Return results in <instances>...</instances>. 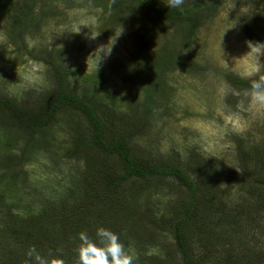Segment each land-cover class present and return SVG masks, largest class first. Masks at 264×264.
Here are the masks:
<instances>
[{"label":"rangeland","instance_id":"obj_1","mask_svg":"<svg viewBox=\"0 0 264 264\" xmlns=\"http://www.w3.org/2000/svg\"><path fill=\"white\" fill-rule=\"evenodd\" d=\"M123 1L35 0L40 20L32 28H28L29 17L21 20L22 33L14 13L0 14V94L32 106L55 84L50 68L31 54L53 53V59L70 73L71 85L97 99L102 113L110 105L117 116L146 119L147 128L133 141L139 158L173 164L196 154L212 168L227 172L242 166L239 148H245L248 173L264 179V105L253 103L246 91L233 88L226 79L229 74L246 80L264 75V44L242 34L247 24L264 41V0H206L212 10L193 36L187 26L165 22L138 56L137 30L144 12L136 1L121 5ZM157 1L167 4V0ZM189 1L184 0L182 6ZM16 2L21 5L23 0ZM147 97L153 105L150 117L144 105ZM5 123L11 124V119L0 122V138L12 143L9 148L0 147V226L12 228L11 217L23 221L45 215L54 224L64 225L60 233L66 236L34 243L30 235L20 236L19 242L4 235L8 240L0 239V256L9 263H23L29 247L35 246L42 256L51 252L66 264H76L72 253L76 254L79 242L70 237L81 227L72 223L73 211L68 207L77 200V205L86 204L104 185L99 174L90 186L83 184L86 169L73 148L83 119L75 113H60L51 126L33 137L12 124L7 129L10 124ZM97 157L111 172L121 174L116 157ZM5 172L8 176L2 179ZM262 188L251 176L237 184L214 180L200 196L205 198L212 190L211 194L221 197L215 206L223 214L250 208L252 223L241 218V224L225 227L232 238L242 231V252L264 249ZM185 199V192L174 181L152 179L121 189L114 205L122 215L114 223L109 217L105 224L99 223L105 216L99 207L80 211L92 224L89 236L94 237V228L110 229L135 250V264H180L164 226L177 219L174 203ZM139 225L144 227L137 233ZM218 242L226 243L225 239ZM221 252L211 260L215 262Z\"/></svg>","mask_w":264,"mask_h":264},{"label":"trees","instance_id":"obj_2","mask_svg":"<svg viewBox=\"0 0 264 264\" xmlns=\"http://www.w3.org/2000/svg\"><path fill=\"white\" fill-rule=\"evenodd\" d=\"M134 1L144 12V18L137 30L138 42L135 56L142 55L143 51L148 49L157 28L165 22L185 25L188 27V34L193 36L203 24L207 12L213 7L206 0H191L186 5L181 6L182 10L167 8L157 0H124L121 5ZM34 2L35 0H23V3L19 5L16 0H0V14L10 15L14 13L18 22V31L22 33L23 30H20L19 27L21 20L26 21L29 17L28 28L37 26L40 20V15L35 12ZM21 11L24 12L23 15ZM242 34L247 38L249 37L252 42L258 39L257 42L264 44V41L260 40L261 34L256 33L255 29L247 24L243 25ZM19 39L23 41V36L20 35ZM31 57L43 62L50 68L55 85L39 96L30 107L23 102H16L0 94V122L7 118L11 119L13 126L26 131L33 137L40 129L51 126L60 113L68 112L72 115L75 113L83 119L84 124L80 125V132L78 131L76 144L73 147L76 149L77 155L82 157L86 169L83 184L85 187L90 186V180L99 174L104 185L101 190L88 198L86 204L77 205V202L80 201L77 200L71 204V207H68L73 211V224H78L82 231L89 233L92 224L83 218L80 210L91 206L99 207L105 212L103 220L99 223L108 222L110 219H106L107 217L111 218V222L114 223L115 219L122 215L119 207L116 208L114 205V200L123 187L134 182L145 183L152 179H169L177 183L186 196L184 202L177 201L174 203V216L177 219L172 220L169 226L166 224L164 226L167 235L173 240L180 264H264V249H244L242 252L239 248L244 245L243 238L239 236L242 231H239L238 235L232 238V232L225 228L232 223L241 224V218H248V221L252 223L248 217L250 208L247 207L248 209L245 208L244 211L240 212L236 210L231 214H223L221 209L215 206L217 199L222 198L216 194H211L212 190L206 192L207 198L200 197L203 190L209 187L214 180L222 184L226 180H231L237 184L251 176L257 184L264 186V179L254 174L250 175L246 169L249 156L247 149L239 148L242 166L236 171L222 172L216 170L212 168L210 163L201 160L196 154H192L188 158H181V160L176 159L173 164L150 163L136 156L133 150L134 139L141 130L147 128L146 119L140 120L141 117L134 119L132 116L126 115L117 116L116 109L110 108V105L104 106L102 113L98 102L95 101L97 99L88 96L84 91L79 92L77 87L71 85L70 73L53 59V53L37 56L31 54ZM157 77H162V75L158 74ZM226 79L233 88L246 92L252 81V79L246 80L231 74ZM150 101L151 99L147 97L144 104L149 107L148 117L153 110ZM110 102L113 104L114 99ZM5 124L8 126L10 123ZM11 124L7 129L12 128ZM9 142H11L9 138H4V141L1 139L0 147L2 149L9 148ZM71 153L74 154V152ZM98 154L116 157L119 160L121 174L113 173L110 168L105 167L97 157ZM12 165L10 163L8 168ZM7 176L8 172L1 174L2 179ZM70 192L72 193V191ZM261 195L264 206V188H262ZM11 218L14 222L12 228L0 226V239L2 241L8 240V238H3L4 235L13 237L16 242H19L20 236L30 235V240L34 243H46L55 237L66 236L63 235L64 231L62 234L60 233V229L64 225L54 224L53 220L45 215L23 221ZM148 219L150 220V218ZM142 227L144 226H138L137 233ZM81 230L75 231L76 234L72 235L70 240L79 242L76 237ZM95 230L96 228L93 230L94 234ZM221 239H225L226 243L218 242ZM24 244L29 245L23 243L21 246ZM220 247H222V252ZM67 251L71 250L68 249ZM218 252H221L220 256L213 262L211 259ZM72 254L76 257L75 253ZM26 262L31 264L27 256L24 257L23 263H19L17 260L9 263L4 256H0V264H26Z\"/></svg>","mask_w":264,"mask_h":264},{"label":"clouds","instance_id":"obj_3","mask_svg":"<svg viewBox=\"0 0 264 264\" xmlns=\"http://www.w3.org/2000/svg\"><path fill=\"white\" fill-rule=\"evenodd\" d=\"M183 3L184 0H167L165 6L182 10ZM223 60L227 66L228 63ZM255 70L254 68L253 71ZM247 94L253 103L264 105V75L251 81ZM76 238L79 241L75 249L76 264H135L137 259L135 250L131 246L126 247L118 234L110 229L98 227L94 237L81 231L77 233ZM26 256L31 264H66L61 256L53 255L51 252L47 256H42L35 246L29 247Z\"/></svg>","mask_w":264,"mask_h":264}]
</instances>
